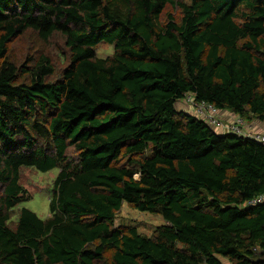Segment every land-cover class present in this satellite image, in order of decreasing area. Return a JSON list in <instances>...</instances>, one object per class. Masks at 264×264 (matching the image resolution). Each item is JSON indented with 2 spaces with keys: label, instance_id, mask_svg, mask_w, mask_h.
Masks as SVG:
<instances>
[{
  "label": "trees",
  "instance_id": "16d2710c",
  "mask_svg": "<svg viewBox=\"0 0 264 264\" xmlns=\"http://www.w3.org/2000/svg\"><path fill=\"white\" fill-rule=\"evenodd\" d=\"M188 98L264 124V0H0V264H264V143ZM52 169L49 215L17 208Z\"/></svg>",
  "mask_w": 264,
  "mask_h": 264
},
{
  "label": "rangeland",
  "instance_id": "374dc122",
  "mask_svg": "<svg viewBox=\"0 0 264 264\" xmlns=\"http://www.w3.org/2000/svg\"><path fill=\"white\" fill-rule=\"evenodd\" d=\"M174 17L177 19L179 11L173 12ZM60 37L53 35L46 44H39L34 42L31 37V32L23 34L20 38L16 39L11 46V55L15 58H21L28 51L32 53L47 54L50 58L57 59L59 66L62 67V63L65 62L61 53L59 54ZM112 52V46L102 45L96 51L98 56H106ZM58 55H60L58 57ZM181 104L177 102L176 107L181 108ZM58 169H52L46 172H35L33 170L23 171L21 177L23 186L28 190L29 195L33 194V197L27 201H23L18 204L17 208L25 207L35 212L39 217L46 218L49 215V191L52 180L55 178ZM162 223L160 216L152 215L149 212H140L132 209L127 205L122 206L115 220L116 225L120 224H132L139 227V231L147 235L152 233V229ZM226 264V263H225Z\"/></svg>",
  "mask_w": 264,
  "mask_h": 264
},
{
  "label": "built area",
  "instance_id": "2783aa9c",
  "mask_svg": "<svg viewBox=\"0 0 264 264\" xmlns=\"http://www.w3.org/2000/svg\"><path fill=\"white\" fill-rule=\"evenodd\" d=\"M187 103L191 104L192 111L190 112L197 117L205 120L208 124L213 126H220L224 128L227 132L234 133L246 138H252L256 141L264 143V132L257 130H252L249 125L246 124V121L241 117H235L232 122H228L226 125H223L224 122L219 118L218 111L211 104L205 102H192L190 98L187 99ZM264 195L259 196L257 199L252 202L262 201Z\"/></svg>",
  "mask_w": 264,
  "mask_h": 264
},
{
  "label": "crops",
  "instance_id": "0c3cea01",
  "mask_svg": "<svg viewBox=\"0 0 264 264\" xmlns=\"http://www.w3.org/2000/svg\"><path fill=\"white\" fill-rule=\"evenodd\" d=\"M250 126L257 131L264 132V124L258 121L249 122Z\"/></svg>",
  "mask_w": 264,
  "mask_h": 264
}]
</instances>
